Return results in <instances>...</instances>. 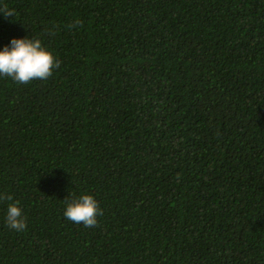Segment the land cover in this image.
<instances>
[{"label": "trees", "instance_id": "1", "mask_svg": "<svg viewBox=\"0 0 264 264\" xmlns=\"http://www.w3.org/2000/svg\"><path fill=\"white\" fill-rule=\"evenodd\" d=\"M0 3L60 62L0 76V264H264V0Z\"/></svg>", "mask_w": 264, "mask_h": 264}, {"label": "clouds", "instance_id": "2", "mask_svg": "<svg viewBox=\"0 0 264 264\" xmlns=\"http://www.w3.org/2000/svg\"><path fill=\"white\" fill-rule=\"evenodd\" d=\"M0 14L5 18H14L15 11L10 9L7 3H0ZM59 64L53 54L42 45L40 39H30L28 36L13 38L10 46L0 50V76L10 77L21 84L49 78ZM12 199L11 195L0 194V200ZM64 215L72 222L82 223L90 228L97 225V216L102 215V210L92 195L83 194L74 200L66 201ZM6 224L16 231H23L26 228V221L18 203L8 204Z\"/></svg>", "mask_w": 264, "mask_h": 264}]
</instances>
